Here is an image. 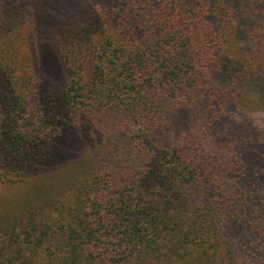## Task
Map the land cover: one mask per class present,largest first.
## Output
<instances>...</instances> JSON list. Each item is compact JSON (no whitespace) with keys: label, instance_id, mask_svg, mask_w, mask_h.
Here are the masks:
<instances>
[{"label":"trees","instance_id":"trees-1","mask_svg":"<svg viewBox=\"0 0 264 264\" xmlns=\"http://www.w3.org/2000/svg\"><path fill=\"white\" fill-rule=\"evenodd\" d=\"M42 1L0 0V184L36 181L0 264H264L243 154L264 136L224 124L264 112V0L80 3L45 93L21 56Z\"/></svg>","mask_w":264,"mask_h":264},{"label":"rangeland","instance_id":"rangeland-1","mask_svg":"<svg viewBox=\"0 0 264 264\" xmlns=\"http://www.w3.org/2000/svg\"><path fill=\"white\" fill-rule=\"evenodd\" d=\"M93 0H43L38 13L39 25L34 32H28L21 48L22 60L28 64L31 71L40 81V91L45 93L56 89L61 83L64 71L62 58L61 27L64 18L80 3ZM235 131H255L264 136V112H245L230 114L224 124ZM264 140V139H263ZM60 150L56 153L53 163L55 170L66 160H73L85 155L87 148L79 133L62 140ZM85 153V154H84ZM243 154L246 160L245 185L254 192L253 203L256 206L264 205L262 186L264 178V141H257L244 147ZM56 164V165H55ZM35 183H19L12 185L0 184V216L20 212L29 205L35 193Z\"/></svg>","mask_w":264,"mask_h":264}]
</instances>
